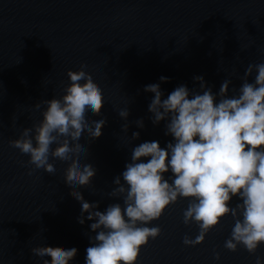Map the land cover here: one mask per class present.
Masks as SVG:
<instances>
[{"label": "water", "instance_id": "1", "mask_svg": "<svg viewBox=\"0 0 264 264\" xmlns=\"http://www.w3.org/2000/svg\"><path fill=\"white\" fill-rule=\"evenodd\" d=\"M260 62L264 0H0V264H41L43 258L30 249L43 244L76 247L70 264H84L94 233L91 221L77 220L81 206L65 180L68 164L50 157L54 172L34 168L27 163L28 154L9 143L42 119L46 105L37 108L36 103L63 94L70 82L68 69L86 65L103 93L100 114L90 117L105 119L102 134L84 141L85 163L96 172L79 189L89 202L98 201L102 211L119 201L108 192L132 147L145 140L164 147L172 140L163 120L153 124L150 119L154 94L145 85L160 83L166 97L180 84L199 90L193 77L202 75L213 92L229 79L231 95L247 65ZM160 76L169 79L162 82ZM121 108L129 110L126 121L118 114ZM133 131L139 132L137 139H131ZM188 199L178 198L151 221L149 226L161 231L141 246L137 264H255L257 256L264 259V244L254 253L243 245L235 251L224 247L231 215L202 243L185 245L186 234H198L195 222H183ZM230 203L234 206L237 198Z\"/></svg>", "mask_w": 264, "mask_h": 264}, {"label": "clouds", "instance_id": "2", "mask_svg": "<svg viewBox=\"0 0 264 264\" xmlns=\"http://www.w3.org/2000/svg\"><path fill=\"white\" fill-rule=\"evenodd\" d=\"M85 69L84 64L68 69L70 82L63 94L36 103L37 108L46 105L42 119L9 141L28 154L27 163L34 168L54 172L50 157L68 164L65 180L81 206L77 220L91 221L89 229L94 233L89 235L84 264H137L141 246L161 231L158 225L149 226L151 221L181 197L189 198L183 222L198 227L194 238L183 237L185 245L202 243L226 215L234 222L225 248L235 251L243 245L254 253L264 244V62L249 63L231 95L229 79L213 92L202 75L193 77L199 90L180 84L166 97L160 83L145 85L144 90L154 94L148 104L150 119L153 124L163 120L165 135L172 140L164 147L157 140L132 147L130 160L108 192L119 201L102 211L98 201L89 202L79 190L92 182L96 172L85 163L84 141L99 137L106 123L103 118H90L100 114L104 100L102 89ZM168 79L159 77L162 82ZM118 114L126 121L129 110L121 108ZM136 124L142 128L143 120ZM121 127L127 131L128 123ZM139 135L133 131L131 139ZM234 197L237 203L232 206ZM30 251L43 258L41 264H70L78 250L43 244ZM215 257L219 259V253ZM255 264H264V259L257 256Z\"/></svg>", "mask_w": 264, "mask_h": 264}]
</instances>
